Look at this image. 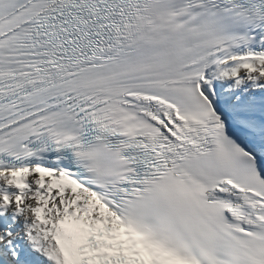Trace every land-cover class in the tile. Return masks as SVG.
<instances>
[{"label":"snow or ice","instance_id":"1","mask_svg":"<svg viewBox=\"0 0 264 264\" xmlns=\"http://www.w3.org/2000/svg\"><path fill=\"white\" fill-rule=\"evenodd\" d=\"M0 264H264V0H0Z\"/></svg>","mask_w":264,"mask_h":264}]
</instances>
